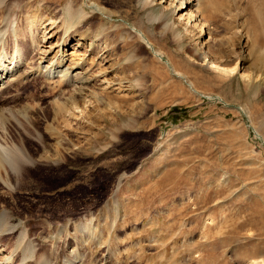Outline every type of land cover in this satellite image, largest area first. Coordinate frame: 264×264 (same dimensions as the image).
<instances>
[{
  "label": "rangeland",
  "instance_id": "374dc122",
  "mask_svg": "<svg viewBox=\"0 0 264 264\" xmlns=\"http://www.w3.org/2000/svg\"><path fill=\"white\" fill-rule=\"evenodd\" d=\"M148 1L0 0V259L264 264V0Z\"/></svg>",
  "mask_w": 264,
  "mask_h": 264
},
{
  "label": "bare ground",
  "instance_id": "6f19581e",
  "mask_svg": "<svg viewBox=\"0 0 264 264\" xmlns=\"http://www.w3.org/2000/svg\"><path fill=\"white\" fill-rule=\"evenodd\" d=\"M152 1V0H151ZM150 0L148 1L149 3L151 2ZM175 1V0H174ZM162 2V1H161ZM151 4V3H150ZM152 4H154V3H152ZM178 4V3H177ZM176 4V6L174 7L175 8V11H179V12H182V13H180V17H188L189 18V20H192V19H194V20H198L199 21V19H198V17H197V13H189V11H184L187 7H188V5H189V1H184V0H181V2H180V4L179 5H177ZM198 25V24H197ZM53 28V27H52ZM0 32H3V31H1L0 30ZM83 32V31H82ZM81 33V32H80ZM53 35H55V32H53L52 34H50V36L49 37H52ZM86 37L87 36H85L84 34H76V35H71L67 40H66V46H67V44L68 43H70V41H72L73 40V38H74V40H76V42L74 43V44H72L74 47L73 48H80V47H87L88 48V51L90 50V48L89 47H91L92 45V43H90V44H88V46H86L85 44H83L82 45V42H84L85 43V40H87L86 39ZM89 37V36H88ZM7 40V39H6ZM92 42V41H91ZM57 43H58V41H57ZM65 43V42H64ZM59 47H60V49L58 50V52L56 53V54H58L60 51V53H59V55L55 58H53V62L51 63L52 64V69L53 70H56L57 68H61V66H63V65H65V64H67V62L68 61H71L70 62V64H69V66H68V68L70 69V71H68V73L66 72V77H67V79H68V81L69 82H72L73 80H74V76L77 74V72L79 71V70H77L78 68H84V64L86 63V61L82 58L81 59V57H80V59H76V58H72V59H70V58H67V54L65 53V50H64V47L62 48L61 46H62V44H57ZM57 45L55 46V47H57ZM13 46V50H11L10 52H6V49H5V51L2 49V52H0V93L2 94V93H4V92H6V90H7V84L9 83L8 81L6 82L4 79H6V77L8 76V75H14V73L15 72H17L18 73V77H17V79L19 80V79H25V77H27V76H30L32 73H33V71H34V69L31 67L30 69H27L28 67L26 66V64L24 63L25 62V60L26 59H24V57H23V55H22V53H21V49L18 47V46H16V44H13L12 45ZM5 48V47H4ZM86 48V49H87ZM1 49V48H0ZM44 54V53H43ZM26 58V57H25ZM2 59H7L8 61H9V63H5V60L4 61H2ZM29 60V59H28ZM85 61V62H84ZM30 62V61H29ZM10 65H13V66H11V67H9ZM27 67V68H26ZM215 67V66H214ZM38 69V68H37ZM84 69H86V68H84ZM228 71V70H233L232 68L231 69H229L228 67H223V71ZM58 71V73H60V72H62V71H60V70H57ZM57 71H55V72H57ZM74 71H76L75 73H74ZM63 75V74H62ZM96 76H97V74H95ZM58 76V75H57ZM72 76L74 77V78H72ZM16 78V77H15ZM89 78V77H88ZM94 78V77H93ZM77 79V78H76ZM92 80V78H90V81ZM101 81V83L102 84H104V83H106V85L108 86L109 84H111V85H114V84H116L117 82L114 80V79H109V80H106V79H104L103 77L100 79ZM13 81V80H12ZM75 81V80H74ZM86 82V83H85ZM80 83H82V85L79 87V91H80V93H83V95L86 97L87 96V94H88V92L90 91V89H89V84H88V80L87 81H84V82H80ZM92 87V86H91ZM78 91V90H77ZM76 91V92H77ZM92 94V93H91ZM82 95V94H81ZM89 95V94H88ZM84 98V97H83ZM1 110V109H0ZM4 159H3V157H2V155H0V170H1V166H3V164H4ZM5 245V244H4ZM4 245H1L0 244V254L1 255H3L4 254V251L6 250L5 249V246ZM7 251V250H6ZM11 252V251H10ZM8 253V252H7ZM34 253V252H33ZM10 254V253H9ZM8 254V255H9ZM11 254H12V252H11ZM25 254V253H24ZM7 254L6 255H4V257H2L1 259H0V264H12L13 262V259H12V256H8ZM26 255V254H25ZM1 257V256H0Z\"/></svg>",
  "mask_w": 264,
  "mask_h": 264
}]
</instances>
